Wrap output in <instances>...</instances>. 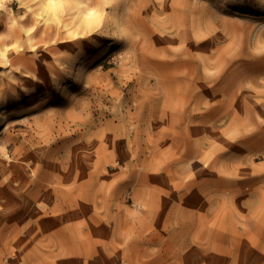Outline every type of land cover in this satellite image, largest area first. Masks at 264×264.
Segmentation results:
<instances>
[{"label": "rangeland", "instance_id": "1", "mask_svg": "<svg viewBox=\"0 0 264 264\" xmlns=\"http://www.w3.org/2000/svg\"><path fill=\"white\" fill-rule=\"evenodd\" d=\"M91 2L0 0V264H264V0Z\"/></svg>", "mask_w": 264, "mask_h": 264}, {"label": "bare ground", "instance_id": "2", "mask_svg": "<svg viewBox=\"0 0 264 264\" xmlns=\"http://www.w3.org/2000/svg\"><path fill=\"white\" fill-rule=\"evenodd\" d=\"M93 4L95 5V7L97 9H102V10L106 9V4L103 3L102 0H96V1L92 0L90 5H93ZM51 6L52 5L50 3L46 4L45 7H46L47 11H49L51 9ZM92 10L93 9H90V7H87V9L84 12L83 20L81 21V26L87 30H92L95 27V25L97 24V21L95 20L96 18L94 17L95 13H93ZM112 10L116 11L117 9L115 8V6H113ZM117 24H119V22ZM28 33L29 32L27 31V34ZM36 34H38V31H36L33 34L29 33V41L32 42V40L35 39ZM83 36H84V33H81L78 30L68 29L67 30V36L65 38L70 39V40H76V39L83 37ZM60 37H62V36H60ZM40 38H41L40 40L45 42V41L49 40L50 33H48V34L45 33V35L44 36L41 35ZM18 61H21V59L15 60V62H18Z\"/></svg>", "mask_w": 264, "mask_h": 264}]
</instances>
